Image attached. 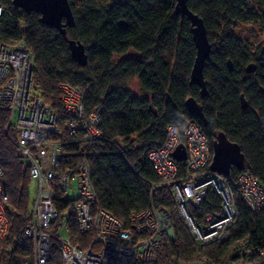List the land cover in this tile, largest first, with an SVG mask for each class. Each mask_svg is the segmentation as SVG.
I'll return each mask as SVG.
<instances>
[{
    "label": "trees",
    "instance_id": "16d2710c",
    "mask_svg": "<svg viewBox=\"0 0 264 264\" xmlns=\"http://www.w3.org/2000/svg\"><path fill=\"white\" fill-rule=\"evenodd\" d=\"M0 2L4 8L0 40L17 37L25 42L33 58V82L54 109L62 131L53 136L62 141L58 169L76 166L85 148L100 207L128 227L129 213L150 204L166 208L171 215L173 235L161 237L162 253L151 262L129 264L196 260L233 264L241 259V264H264V206L251 210L235 190L238 216L226 237L196 246L175 215L171 192L147 157L149 150L165 141L169 125L177 128L182 141L184 128L195 121L210 145L218 132L239 144L244 161L242 168L232 167L230 178L249 172L264 186V36L250 43L246 35L251 33L243 35L238 29L253 27V23L264 27V0H187L188 8L204 22L211 44L203 64L207 89L203 98L199 86L189 79L196 53L191 22L176 11V0H68L75 22L65 27L66 36L43 24L39 13L14 8L12 0ZM68 39L83 44L85 65L71 58ZM64 82L88 84L82 104L87 113L100 108L99 136L91 142L79 140L80 134L73 136L66 128L68 113L58 88ZM189 96L201 104L203 118L188 112L185 100ZM7 123L8 112L0 109V183L8 196L4 202L8 226L0 243V263L32 264V241L24 229L31 222L29 186L33 179ZM152 184L158 186L152 189ZM206 191L204 200L191 208L198 221L208 212L220 215V197L210 188ZM75 201L57 188L53 204L58 216L47 230L52 240L45 264H62L56 237L63 223L70 242L83 248L96 245L91 230L78 229ZM65 212L69 216L64 217ZM245 239L246 248L241 249ZM10 243L14 247L8 249Z\"/></svg>",
    "mask_w": 264,
    "mask_h": 264
},
{
    "label": "built area",
    "instance_id": "2783aa9c",
    "mask_svg": "<svg viewBox=\"0 0 264 264\" xmlns=\"http://www.w3.org/2000/svg\"><path fill=\"white\" fill-rule=\"evenodd\" d=\"M4 11L0 2V17ZM23 29L24 24L19 23ZM32 54L21 39L0 40V109L8 112V123L14 132L19 154L24 156L29 173L36 181L37 192L31 205L30 223L24 233L32 241V264H45L50 257L52 236L47 232L52 219L58 216L53 200L57 188L65 193L75 192L74 208L78 229L94 230L92 245L83 248L70 242L64 230L65 223L57 228L56 243L63 255L62 264H129L151 262L163 245L164 233H172L169 211L160 206L131 211L128 215L130 227L114 216L108 209L98 205L95 187L91 181V167L84 148L83 155L74 167L58 169L62 141L54 139L62 131L56 123L51 105L40 96L38 85L33 82ZM63 107L68 113L66 128L70 134L84 142L99 136L100 108L86 112L82 99L88 84H58ZM180 140L178 130L169 125L166 139L155 149L147 152L153 167L161 175L162 184L171 192L175 212L186 226L196 246H202L226 237L228 228L237 219L235 190L251 210L264 206V186L251 173L243 172L236 178L229 177L210 168L212 145L198 123L190 121ZM179 143L185 149V158L178 161L172 157ZM2 168L0 166V175ZM158 184H152V189ZM216 191L220 197V215L205 213L198 221L191 208L204 200L206 190ZM7 195L0 183V243L8 226L4 211ZM68 197V196H66ZM64 216V215H63ZM69 212H65V216ZM246 239L240 244L245 249ZM8 249L13 248L9 244ZM7 264V263H0Z\"/></svg>",
    "mask_w": 264,
    "mask_h": 264
},
{
    "label": "water",
    "instance_id": "95a60500",
    "mask_svg": "<svg viewBox=\"0 0 264 264\" xmlns=\"http://www.w3.org/2000/svg\"><path fill=\"white\" fill-rule=\"evenodd\" d=\"M14 8L23 9L25 12L39 13L40 21L53 28H56L61 35L66 36V26L71 27L75 18L73 16L71 6L68 0H12ZM176 11L182 15H186L191 22V33L193 44L196 48L195 59L189 75L191 83L199 86L200 97L203 98L207 94L205 79L203 78V64L209 57L211 44L208 41V34L204 22L201 17L187 6V0H176ZM68 49L71 58L81 65L87 62V56L83 44L75 39H68ZM253 66H249L252 69ZM241 105L245 107L246 101L240 96ZM185 106L188 112L198 118H203L201 104L194 98L190 97L185 100ZM212 160L210 168L224 175L230 173L232 167L242 168L244 155L237 143L229 141L226 134L218 132L212 142ZM172 157L178 161L185 158V149L181 143L172 153Z\"/></svg>",
    "mask_w": 264,
    "mask_h": 264
},
{
    "label": "rangeland",
    "instance_id": "374dc122",
    "mask_svg": "<svg viewBox=\"0 0 264 264\" xmlns=\"http://www.w3.org/2000/svg\"><path fill=\"white\" fill-rule=\"evenodd\" d=\"M251 26H252V24L242 25L238 29L241 32L240 34H243V35H245L246 33H251V35H248V34L246 35L248 42H250V43L256 42L257 43V40L261 39L264 36V27L259 26L258 24H255V23H253V27H251ZM253 33H255L256 35L252 36ZM135 87L137 88V86H134V88ZM29 187H30V199H31V205H32L33 201L35 200V196H36V192H37L36 181L32 180ZM66 196L74 197L75 192L69 190V192L66 193ZM162 251H163V245L161 247V252H159L158 254L162 253ZM241 261H243V259H241L240 261L234 262L233 264H241L242 263ZM180 264H210V263L208 261H204V260H196L193 262H185V263L182 262Z\"/></svg>",
    "mask_w": 264,
    "mask_h": 264
},
{
    "label": "bare ground",
    "instance_id": "6f19581e",
    "mask_svg": "<svg viewBox=\"0 0 264 264\" xmlns=\"http://www.w3.org/2000/svg\"><path fill=\"white\" fill-rule=\"evenodd\" d=\"M193 207H195V206H193ZM175 215H176V212H175ZM177 217H178V215H177ZM178 219H179V218H178ZM125 227H126V228H128L127 226H125ZM91 231H92V232H94V230H91ZM164 234L168 235V237H170V238H171V237H172V235H173V228H172V233H171V232H169V233H164ZM164 234H163V235H164ZM163 235H162V236H163Z\"/></svg>",
    "mask_w": 264,
    "mask_h": 264
}]
</instances>
